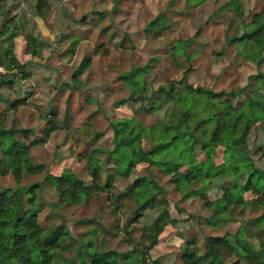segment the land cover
<instances>
[{"label":"rangeland","instance_id":"374dc122","mask_svg":"<svg viewBox=\"0 0 264 264\" xmlns=\"http://www.w3.org/2000/svg\"><path fill=\"white\" fill-rule=\"evenodd\" d=\"M263 12L264 0H0V131H13L12 139L28 148L31 164L41 169L25 171L19 181L13 170L0 173V191L41 183L45 201L57 203L60 193L46 181L49 175L60 177L69 171L88 187L104 183L107 175L116 173V161L108 158L114 149L110 123L137 119L146 126L167 124L173 103L151 114L147 110L153 101L167 102L160 88L171 81L192 91L241 89L245 95L264 96V83L257 78L264 74V50L244 36L264 22ZM160 17L170 25L162 34L150 29ZM241 36L243 40H234ZM184 43L187 52L180 47ZM258 50L260 57L254 59ZM138 68L145 69L139 78L147 89L145 100L130 98L143 89L134 91L122 79ZM16 101L22 104L13 108ZM242 139L249 150L245 156L264 170V120ZM227 144L235 148L240 143L229 136ZM94 151L102 153L99 181L89 171L88 156ZM214 151V161L222 165L226 148ZM195 152L201 162L207 159L206 153ZM4 156L0 149V169ZM185 170L166 175L137 162L129 178L115 175L109 189L80 205L60 206V214L44 206L40 224L49 231L65 225L70 233L56 264H79L78 250L89 264L91 257L87 248L80 249L81 243H91L92 251L115 252L117 264H144L143 259L147 264H182L188 240H196L203 250L207 236L236 235L241 226L255 234L252 241L264 240L254 223L262 212L251 206L244 214L237 210L240 222L208 221L214 210L206 201L220 199L233 185L229 178L216 179L205 190L207 200H182L174 180ZM149 175L153 184L133 186ZM124 192L127 195L121 197ZM244 196L253 200L260 195L248 191ZM154 198V207L140 209L141 202ZM166 209L175 223L166 226L146 257L137 258L140 227L152 224ZM225 264L246 263L235 256Z\"/></svg>","mask_w":264,"mask_h":264},{"label":"trees","instance_id":"16d2710c","mask_svg":"<svg viewBox=\"0 0 264 264\" xmlns=\"http://www.w3.org/2000/svg\"><path fill=\"white\" fill-rule=\"evenodd\" d=\"M162 17L153 21L152 24L156 25V28L153 25L150 27L154 32L161 34L170 28V25L164 24ZM260 17L264 19V12ZM244 34L254 40L256 48L264 50V22H259L257 27L245 31ZM243 39V36L234 38L238 41ZM182 45L184 52H187L188 43L181 44L180 47ZM258 52L252 55L254 59L260 57V51ZM144 71L145 69L138 68L122 76L123 80L135 87L134 91L138 87L143 89L138 96L136 92L131 93L132 99L146 98V86L139 80ZM257 78L264 83V74H259ZM179 84L171 81L169 85L162 86L160 94L167 102L163 101L162 105L160 100L153 101L152 107L147 110V113L151 114L162 109L165 104L173 103L167 124L146 126L137 119H120L110 123L114 132V149L108 153V158L116 161L115 175L129 178L137 162L154 166L166 175L186 169L174 180L182 200L194 196L207 200L205 190L216 179L229 178L233 185L224 189L222 197L214 202L206 201L207 206L214 210L208 221L222 224L240 222V217L235 215L237 210L244 214L246 206H251L262 212L254 223L260 229L256 234L264 235V170L258 168L254 160L245 156L249 150L247 143L245 144L246 139H242L250 134L255 124L264 120V96L258 93L245 95L241 89L219 93L203 89L192 91L187 85L179 87ZM21 104V101H16L12 107L17 108ZM207 109L211 111L207 112ZM13 134V131H0V149L5 154L1 163L4 167L0 169V173L4 175L8 170H13L19 181L25 171L36 173L41 169L34 168L28 157V148L12 139ZM229 136L238 141L239 146H228ZM219 146L226 148L222 165H217L213 159L214 149ZM198 149L206 153L207 159L204 162L198 159L199 156L195 152ZM101 154L94 151L88 156L89 171L96 181L101 178L103 168L99 159ZM262 156L264 157V151ZM115 175H107L104 183H94L91 187L86 186L78 176L69 171L60 177L49 175L46 181L60 193L57 203L45 201L41 183H34L30 187L17 185L0 191V264H56L57 252L65 247L70 233L65 225L46 230L40 224V212L44 210V206H48L53 213L60 214L57 210L60 206L80 205L94 193L109 189ZM150 176L137 179L133 186L153 184V177ZM132 187L129 186V190H132ZM248 191H255L260 196L246 200L244 195ZM126 195L124 192L121 197ZM156 204L155 198L143 201L140 209L145 210L148 206L154 207ZM139 220L138 218L136 221ZM174 223L175 220L166 209L161 211L152 224L140 227L142 233L139 249L136 250L137 258L146 257L159 244L166 226ZM254 237L255 234L249 235L248 229L241 226L236 235L207 236L203 250L199 248L196 240H188L181 258L182 264H225L235 256H240L246 264H264V240L253 242ZM92 247L91 243L80 244V249L88 250V256L91 257L89 264H117L115 252L96 249L92 251ZM77 256L79 264H87L80 250ZM143 261L147 264L146 259ZM66 264H76V261L69 260Z\"/></svg>","mask_w":264,"mask_h":264}]
</instances>
